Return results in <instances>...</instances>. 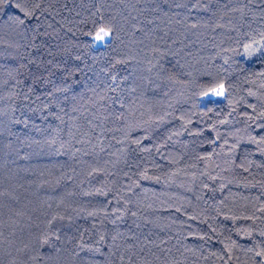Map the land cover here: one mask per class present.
I'll use <instances>...</instances> for the list:
<instances>
[{
	"label": "trees",
	"instance_id": "1",
	"mask_svg": "<svg viewBox=\"0 0 264 264\" xmlns=\"http://www.w3.org/2000/svg\"><path fill=\"white\" fill-rule=\"evenodd\" d=\"M8 3L0 264L258 260L264 0Z\"/></svg>",
	"mask_w": 264,
	"mask_h": 264
},
{
	"label": "snow or ice",
	"instance_id": "2",
	"mask_svg": "<svg viewBox=\"0 0 264 264\" xmlns=\"http://www.w3.org/2000/svg\"><path fill=\"white\" fill-rule=\"evenodd\" d=\"M3 3V0H0V4ZM8 6H11L10 0L8 3ZM38 7V4H33V8H26L21 6L19 3L16 5V8L18 10V12H20L22 14L23 17H29V18H36L35 17V12H34V8ZM17 22L20 25H23L25 23V20L23 18H19L17 20ZM109 36V32L105 31L104 28L100 29V34H98L95 39L96 40H101L103 37H107ZM261 48H264V42L261 43ZM261 49L260 48H253L252 45H249L246 49L245 52L249 55H255L257 52H259ZM113 81L115 82V77H113ZM205 95H208V93H205ZM212 95H216V96H223L224 95V85L220 84L218 88H215L212 90ZM253 111H255V108L253 109ZM261 117H264V112L260 113ZM249 119H252V117H249ZM264 142V141H262ZM136 143H139L138 141ZM149 150V149H146ZM150 151V150H149ZM262 211H264V209H262ZM201 239H204V237H200ZM44 243H48V238L46 237L43 241ZM81 247H83V245H81ZM249 251H252V249H249ZM254 257L259 258L257 259H253V264H264V249L258 250L254 252Z\"/></svg>",
	"mask_w": 264,
	"mask_h": 264
},
{
	"label": "rangeland",
	"instance_id": "3",
	"mask_svg": "<svg viewBox=\"0 0 264 264\" xmlns=\"http://www.w3.org/2000/svg\"><path fill=\"white\" fill-rule=\"evenodd\" d=\"M98 34H100V31L96 34V36L98 35ZM95 36V37H96ZM107 39H108V36L107 37H103L101 40H96L95 38H94V40H95V43L97 44V45H101V44H103L105 41H107ZM221 96H216V95H210L209 96V98H214V99H217V98H220Z\"/></svg>",
	"mask_w": 264,
	"mask_h": 264
}]
</instances>
